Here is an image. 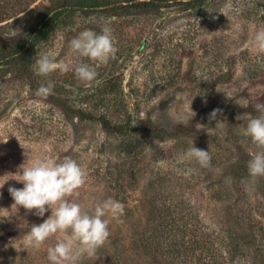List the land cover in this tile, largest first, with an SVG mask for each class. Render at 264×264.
Returning <instances> with one entry per match:
<instances>
[{
	"label": "rangeland",
	"instance_id": "rangeland-1",
	"mask_svg": "<svg viewBox=\"0 0 264 264\" xmlns=\"http://www.w3.org/2000/svg\"><path fill=\"white\" fill-rule=\"evenodd\" d=\"M98 1L105 3L64 11L53 21L49 36L32 49L26 74L0 71V140H7L0 142V176L40 159L71 158L87 173L74 198L83 209L108 198L121 202L125 213L119 222L106 217L111 234L93 264H126L129 231L145 220L150 199L172 211L179 223L189 211L205 230L221 234L240 224L243 230L249 216L258 222L256 236L264 245V177H251L247 167L235 185L228 166L229 160L251 158L255 150L242 134L248 112L235 116L236 142L227 139L220 114L222 126L209 121V114L230 100L226 94L244 105L264 92V77L258 76L264 54L254 46L255 33L264 29V0H258L263 2L259 13L250 15L235 0ZM22 14L0 33L25 35L43 10ZM102 25L111 28L117 51L107 64L93 65V82L82 83L73 71L36 73V60L46 52L54 53L58 63H80L69 41L85 28L99 32ZM49 82L52 94L37 96ZM105 119L125 125L126 131L107 130ZM192 143L209 150L210 167L186 155ZM9 186L23 184L10 179L0 189V264H50L47 248L62 234L39 249L16 251L20 238L50 210L44 217L22 206L17 210ZM236 212L241 221L234 219Z\"/></svg>",
	"mask_w": 264,
	"mask_h": 264
},
{
	"label": "clouds",
	"instance_id": "clouds-1",
	"mask_svg": "<svg viewBox=\"0 0 264 264\" xmlns=\"http://www.w3.org/2000/svg\"><path fill=\"white\" fill-rule=\"evenodd\" d=\"M222 13L227 16L225 12ZM254 46L258 54H264V29L255 33ZM69 48L74 56L82 58L80 63L75 65L69 62L58 63L54 53L46 52L36 60V73L47 77L56 71L61 73L73 71L79 81L90 84L97 77L93 65L107 64L117 51L112 30L107 25H102L99 32L92 28L80 31L69 41ZM84 60L91 61L92 64ZM53 87L51 82L41 85L36 95L47 98L52 94ZM226 96L232 99L230 95ZM239 106L247 107V104ZM254 109L259 115L245 117L246 126L242 129V134L250 138L255 146V150L250 153L251 159L247 167L249 175L258 178L264 177V103H256ZM220 112V109H214L209 114V121L216 120V126L223 124L217 119ZM192 113L191 119L195 116L193 111ZM239 118L238 115L237 119ZM180 122L187 123L185 120ZM0 142L6 143L7 140ZM21 147L25 149L22 144ZM186 155L203 168L211 165L212 157L209 150L199 149L194 143ZM86 177V170L71 158L59 162L53 159H40L31 165L22 164L16 173L0 176V189L10 179L23 184L22 188L14 186L8 188L14 200L12 206L17 210L22 206L37 217H44L49 210L51 212L42 223L33 224L20 238L22 247L16 248L17 252L29 248L39 249L59 233L62 234L61 238L47 248L50 264H79L84 256L97 258L98 250L105 245L111 234L110 220L106 217L119 222L125 213V207L121 202L108 198L97 202L91 210L83 209L74 198L79 197Z\"/></svg>",
	"mask_w": 264,
	"mask_h": 264
},
{
	"label": "trees",
	"instance_id": "trees-1",
	"mask_svg": "<svg viewBox=\"0 0 264 264\" xmlns=\"http://www.w3.org/2000/svg\"><path fill=\"white\" fill-rule=\"evenodd\" d=\"M104 3L105 1L99 2L98 0H62L59 2L49 0V5L46 6L43 0H0V29L18 21L22 13L24 15L35 8L43 10L42 16L28 28L25 35L7 36L0 33V71L6 74L12 70H19L26 74L32 49L40 40L49 36L54 20L64 11L94 8ZM235 3L241 8V12L249 15L250 11L258 14L263 4L258 0H251L250 6L246 0H235ZM14 16L17 17L9 21ZM260 68L258 76L264 77L263 64ZM258 102L264 103V92L255 100L248 102L247 107H240L234 99H230L216 108L221 110L219 114L225 124L229 141H238L234 128L235 116L244 111L248 112V116L259 115L254 109V105ZM104 125L109 131L120 133L127 129L125 125L117 123L111 125L107 119ZM240 154L246 155L243 151ZM250 159L229 160L230 179L235 185H238ZM154 202L153 199L149 200L145 220L131 227L129 231L126 245L128 253L125 250L126 264H238L233 260L234 258L239 261L242 258L243 263L264 264V245L256 236L258 222L249 216H247L249 220L245 222L243 230L241 228L243 225L240 224L238 226L240 229L234 227L226 234H221L215 229L205 230L197 216L189 211L182 213L180 218L183 221L179 223V219L172 214V211L160 209ZM238 212L233 217L241 221ZM79 264H93L92 258L84 256Z\"/></svg>",
	"mask_w": 264,
	"mask_h": 264
}]
</instances>
